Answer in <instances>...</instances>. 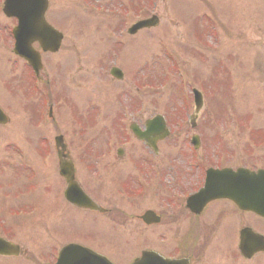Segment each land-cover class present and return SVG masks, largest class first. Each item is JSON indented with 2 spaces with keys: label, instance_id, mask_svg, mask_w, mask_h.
Segmentation results:
<instances>
[{
  "label": "rangeland",
  "instance_id": "374dc122",
  "mask_svg": "<svg viewBox=\"0 0 264 264\" xmlns=\"http://www.w3.org/2000/svg\"><path fill=\"white\" fill-rule=\"evenodd\" d=\"M49 2L48 19L62 28L65 38L62 49L57 54L47 56L52 69L50 68L46 83L51 86L53 95L57 88L68 94L69 98L54 107V115L47 120L42 130L37 131L33 126L37 111L29 115L25 110L16 107L17 104L25 102L26 95L20 91L10 94L6 85L0 82V96L9 106V110L5 111L10 117L9 124L0 126V236H6L18 243L22 250L16 257L0 256V264H43L54 261L57 249L71 241L83 242L104 254L108 253L117 263L131 261L141 249L164 252L162 229L174 227L176 214L160 208L156 189L140 200L142 202L131 206L132 204L118 198L117 190H113V184L109 182L110 178L108 181L103 179L104 185L108 183L106 188H112L109 193L114 203L105 202L104 195L102 197L100 193H95V198L108 208L115 206L116 210L108 216L79 212L64 202L65 200H61L65 182L59 176L54 142L51 159L46 166L44 162L42 165L44 143L40 135L44 133L42 137L48 135L52 141L55 136L64 135L71 147L78 148L80 140L69 139L66 132L67 110L70 107L77 109V103L95 105L99 102L105 113L108 112L107 117L105 113L99 117L98 125L92 126L96 130L89 132L86 125V129L80 133L86 137L89 134L87 141H91L88 144L93 148L86 146V149H93L92 153L108 148L107 143L112 139L113 148H116L117 143L126 137L121 135L114 138L113 128L117 127L118 116H112L109 112L110 105L115 107L117 104L114 102L117 101L130 102L134 95L136 97L133 102L144 101L147 108L146 118L161 114L167 119L172 118L169 121L173 124L175 120L186 117L183 112L184 102H190V111L194 110L192 90L187 93L190 97L186 96L187 88L182 92L179 76L163 53L168 46L171 56L177 62L176 66L184 69L188 81L194 86L203 85L208 95L196 114L195 129L188 124L187 131L183 132L198 134L203 140L202 152L208 156L213 154V150H223L235 155L237 164L254 167L264 165V0H151L147 11L139 9V0ZM121 4L123 10L133 7L139 10L135 14L127 11L122 14L120 11L110 12L109 8H120ZM204 12L211 16L214 36L210 33L211 21L204 16ZM113 14H118L119 17ZM152 14L156 15L157 26L139 31L136 35H125L124 44H117L122 26L131 25L137 19L148 18ZM3 16L0 12V23L9 21ZM195 36L203 44L197 43ZM216 44L221 46L220 49H214ZM112 50L119 52L122 66L129 71L123 81L112 78L108 71H96L99 62L107 59ZM3 58L7 59V52L5 47L0 46V64H3L0 76L6 75L2 80L10 82L12 86H24L22 81H25L23 76L26 70L14 69ZM73 59L76 62L73 63ZM112 60L113 57L109 62ZM104 65L106 67V63ZM67 67L72 72L79 70L76 83H69L67 78H62L61 70ZM132 79L135 80L134 85ZM144 82L150 83L156 89L139 90L138 87ZM161 82L167 88L160 89ZM76 85L78 87L74 90ZM34 99L39 107L41 102L38 96ZM33 105L32 102L31 107ZM94 113L98 115V112L91 111L90 116H85L88 115L91 119ZM75 128L78 129L77 126ZM224 132L225 138L220 142L217 138H220L219 133ZM128 138L132 140L127 148L129 158L138 160L143 154H148L151 165L158 166H151L150 171L154 172L164 171L163 166L175 165L179 154V147L175 143L183 137L178 134L160 143V155L156 158L140 141L133 136ZM129 158L116 160L115 165L120 171H124V177L127 174L134 178L136 171L132 167L133 160L130 161ZM170 159L173 160L169 161ZM82 166L78 161V177L81 175L80 180L88 183L93 179L90 168L83 169ZM94 166L96 164L92 167ZM84 186L92 189L96 184L93 182ZM28 205H36L38 211L29 216H13L11 211ZM149 208L163 212L165 218L162 224L147 227L131 217L132 214ZM49 217L51 223L53 222L50 225ZM113 221L117 224L114 225ZM86 226L94 228L84 229L85 233L82 235L87 236L66 237L70 232L69 227L80 230ZM97 226L100 228L102 240L110 245V248L105 249L107 251L90 237L89 232H94ZM12 229H15L13 234ZM202 234L205 238L192 244L195 256L203 254L206 264L238 262L233 253L237 250L235 240L224 242L218 233H212L209 229ZM117 242L120 249L114 255L112 246L117 245ZM130 247L133 252L125 255L122 249ZM221 255H226L225 261L219 258ZM238 260L242 259L238 256ZM250 263L264 264V258H255Z\"/></svg>",
  "mask_w": 264,
  "mask_h": 264
},
{
  "label": "flooded vegetation",
  "instance_id": "af4514ba",
  "mask_svg": "<svg viewBox=\"0 0 264 264\" xmlns=\"http://www.w3.org/2000/svg\"><path fill=\"white\" fill-rule=\"evenodd\" d=\"M8 34L10 35V33ZM50 55L53 54L49 53L48 55H45L43 57V62H45L44 67H47V61H49V59H47V56ZM77 73L76 75L71 76L72 78L69 80V82H77ZM43 74L44 71L40 76L37 75L39 76V78L37 77L35 78V80L32 79L31 82L37 83L39 80L43 82L45 79V76H43ZM22 82H24L25 84L24 86H21V84L18 85L19 89H27L29 87L28 81L25 80ZM77 87L78 85H76L75 89ZM115 103L117 104V107L110 105L111 109L109 110L112 116L114 114L115 117L116 115L118 116V118L116 117L117 127L113 126V130L117 131V137H120L121 135L126 137L124 140L119 141L117 143V147L115 149H99L96 153H92V149L80 148H69L66 150H59V154L61 156L59 162L61 160H72L75 163V174L78 183L81 186H84L86 184L94 182L96 186H94L92 189H87L85 187L86 190L90 194L94 195L95 193H100L102 197L104 195L105 198L103 197V199L105 200V202L114 203V200L111 197V193H109L112 191V188H110V186L106 188V185H108V183L104 185V183L102 182L103 179L108 181L110 178L109 182L113 184L111 185L113 186V190H117V194L119 195L118 198H120L125 203L136 205L142 202L140 200L145 199L147 196H149L150 192L153 189H156L157 193L160 186L165 182L166 179H168L171 183V187L175 188L177 191L176 193L178 194L175 199L176 208H174V210L176 217L174 227L166 228L163 230L164 236H169V238L167 241L162 242V250L164 252L158 251L164 257L175 258L179 261V264H206L203 254H201V256H195L193 254L192 244H194L195 242H199V240H201L202 238L204 239L205 236L203 237L202 233L204 232V230L209 229V231H211L212 233H218V236L224 242H229L230 240L236 241L235 246L237 250L233 251L234 256H236L238 261L236 262V264H245L246 262L248 264H251L250 262H252V260L255 258H264V249H259L258 251L252 253L250 258H247L245 255L242 254L239 248L240 234L244 229L250 228L257 233H261L264 235L263 217L257 215L254 212L240 209L233 201L224 198H220L210 202L204 207V209L200 213L191 211L188 208L187 204L188 195L196 191L200 186L205 184L206 173L208 169H222L224 167H232L236 169L242 165L240 163L237 164L233 162L234 159L233 161H231L230 158H225L222 163H219L218 159H220L221 154L214 153L208 156L205 152H202V149L200 148L203 142L202 138H200L199 140L200 147L198 149L194 147L189 148L190 134L183 132L180 133L182 134L183 138L177 143H175L176 146L179 147L178 159L176 160L175 165H171V168L176 169V171L170 169V172H168V166L166 165L163 166L164 171L158 170L151 172V166L156 165H151V159L148 154H143L142 157H140L138 160L136 158L130 159L127 154V148L132 144V140L128 138L130 136H133L131 132V126L133 123L141 125L144 122L145 124L147 120V118L145 119L146 111L144 110L140 113L138 117H135L136 112L142 110L139 109V103H137L136 106L134 102L128 101H117L114 102V104ZM49 114H51V110ZM67 115H69L68 112ZM192 136L190 137V140ZM69 139L73 138L69 137ZM130 140L131 144H129L127 147L119 148V143L123 144L129 142ZM162 142L158 143L157 153H155V151L148 147L145 143H142L144 147L149 150V152H152L155 157H158L160 155L159 144ZM228 156H231V154ZM232 156L235 157L234 155ZM125 158H129L130 161L133 160L132 167L134 168V171H136V175L134 178L127 174L124 177V171H120L115 165L116 160H121ZM215 158H218L215 160L216 164L214 163ZM78 161L79 163L81 162V165H83V169L86 167L90 168L91 178L96 179L97 181L92 179L88 183H85L80 180L79 177L81 175L78 177L77 172ZM95 164L96 166L92 167ZM87 165H90V167ZM166 169L167 171H165ZM126 171L128 172V170ZM71 193H75V190H71ZM92 199L96 203H100L96 200L95 196L92 197ZM106 210L107 212L105 214H111L116 210V207L114 206L106 208ZM159 214L161 213L159 212ZM161 215L163 221L165 215L163 213ZM134 216L135 215L133 214L132 217ZM94 235L95 237H101L100 228L98 230H95ZM98 245L101 246L100 243H98ZM87 246L99 252L98 249L90 245ZM238 256L242 260H238ZM219 258L224 259L225 261L226 255H221Z\"/></svg>",
  "mask_w": 264,
  "mask_h": 264
},
{
  "label": "water",
  "instance_id": "95a60500",
  "mask_svg": "<svg viewBox=\"0 0 264 264\" xmlns=\"http://www.w3.org/2000/svg\"><path fill=\"white\" fill-rule=\"evenodd\" d=\"M18 0H8L6 3V8H5V12L9 15H16V10H14V8L16 7L15 5L17 4ZM47 4V2H45ZM46 4L43 5V11L41 13L44 12V9L46 7ZM11 9V10H10ZM40 20L43 23V18L42 16H40ZM152 22V21H151ZM147 22H143L141 23L142 25H152L153 23H147ZM41 24V23H40ZM44 24V23H43ZM25 29H29L30 27H27L25 25V23L22 25H20V30H19V38H18V45L17 47H19V51L21 52V48H22V42H21V29L22 28ZM137 26L134 28L136 29ZM55 46H54V42H51V45H53L54 47L50 48V49H57L58 45L60 43V39L58 38L56 40ZM50 45V44H48ZM8 119L6 117V115L2 112V110L0 109V123L4 124L7 123ZM260 174L259 175H254V174H250L248 172H246V175H244V173H241L240 175H238L236 178L232 179L230 183H228L224 188V194L227 197H233L234 199L240 201L243 206H245L246 208H251V209H258L260 211V213H262L264 215V210L262 209V202H264V198L263 200H258V191L259 188H257L256 186V181L260 180ZM70 185H73V181L71 179H68ZM246 181V182H245ZM242 183V187L241 190L242 192L237 193V191L239 190V186ZM5 246H7V248H5ZM14 247V248H13ZM16 248L17 246L12 245L11 243L5 242L3 239L0 238V253H10V251L12 250V252L14 251L16 253Z\"/></svg>",
  "mask_w": 264,
  "mask_h": 264
}]
</instances>
